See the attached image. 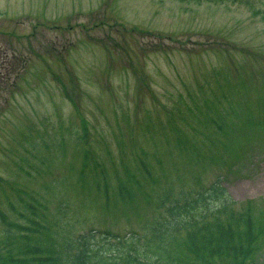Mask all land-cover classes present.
<instances>
[{
    "label": "rangeland",
    "instance_id": "obj_1",
    "mask_svg": "<svg viewBox=\"0 0 264 264\" xmlns=\"http://www.w3.org/2000/svg\"><path fill=\"white\" fill-rule=\"evenodd\" d=\"M216 183L250 243L174 253L264 264V0H0V256L151 239Z\"/></svg>",
    "mask_w": 264,
    "mask_h": 264
},
{
    "label": "trees",
    "instance_id": "obj_2",
    "mask_svg": "<svg viewBox=\"0 0 264 264\" xmlns=\"http://www.w3.org/2000/svg\"><path fill=\"white\" fill-rule=\"evenodd\" d=\"M230 201L225 188L216 183L183 203H174L169 209L171 218L155 224L153 227L157 229L153 234L148 232L152 235L151 239L136 233L118 237L105 230L101 241L93 242L95 231L90 230L78 235L74 253L65 250L64 257L58 254L40 255L41 251L26 248L22 258L24 264H183L184 257L175 254L172 247L176 232L179 231L184 233L182 237L188 251L197 256L204 252H210L214 256L222 252L238 256L241 241L236 236L241 235L249 244L252 224L243 213L236 216L230 211L228 216L232 219L229 222L217 217L222 211L220 209H226ZM217 211L219 212L216 213ZM213 216L215 219L212 220ZM34 225L36 226V223ZM131 239L133 241H129ZM153 239L158 241L152 243ZM157 247H162L163 252L157 251ZM0 264L17 262L11 255H2Z\"/></svg>",
    "mask_w": 264,
    "mask_h": 264
}]
</instances>
